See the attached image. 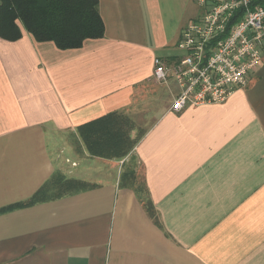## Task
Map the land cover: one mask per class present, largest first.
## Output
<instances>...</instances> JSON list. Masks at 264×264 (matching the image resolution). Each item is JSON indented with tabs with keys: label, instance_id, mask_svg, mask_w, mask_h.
Returning a JSON list of instances; mask_svg holds the SVG:
<instances>
[{
	"label": "crops",
	"instance_id": "crops-1",
	"mask_svg": "<svg viewBox=\"0 0 264 264\" xmlns=\"http://www.w3.org/2000/svg\"><path fill=\"white\" fill-rule=\"evenodd\" d=\"M98 11L103 36L78 48L18 19L19 38L0 36V264H264V55L225 101L173 111L154 59L183 54L197 0ZM114 111L138 141L91 153L78 128Z\"/></svg>",
	"mask_w": 264,
	"mask_h": 264
},
{
	"label": "built area",
	"instance_id": "built-area-1",
	"mask_svg": "<svg viewBox=\"0 0 264 264\" xmlns=\"http://www.w3.org/2000/svg\"><path fill=\"white\" fill-rule=\"evenodd\" d=\"M258 1L197 0L202 12L178 41L183 54L170 65L154 59L155 79L178 84L171 110L223 102L247 82L264 55V4Z\"/></svg>",
	"mask_w": 264,
	"mask_h": 264
},
{
	"label": "trees",
	"instance_id": "trees-1",
	"mask_svg": "<svg viewBox=\"0 0 264 264\" xmlns=\"http://www.w3.org/2000/svg\"><path fill=\"white\" fill-rule=\"evenodd\" d=\"M258 2L264 4V0ZM17 19L36 41H53L60 49L78 48L84 39L100 38L104 34L98 0H0L1 37L15 40L21 36ZM126 121L127 117L114 111L81 125L78 130L91 153L121 158L138 141L131 138V125L127 126ZM65 182L74 187L82 184L74 179ZM45 187L29 200L3 210L43 199Z\"/></svg>",
	"mask_w": 264,
	"mask_h": 264
},
{
	"label": "rangeland",
	"instance_id": "rangeland-1",
	"mask_svg": "<svg viewBox=\"0 0 264 264\" xmlns=\"http://www.w3.org/2000/svg\"><path fill=\"white\" fill-rule=\"evenodd\" d=\"M201 12H202V8L199 7V15H200ZM171 81H173V80H171Z\"/></svg>",
	"mask_w": 264,
	"mask_h": 264
}]
</instances>
